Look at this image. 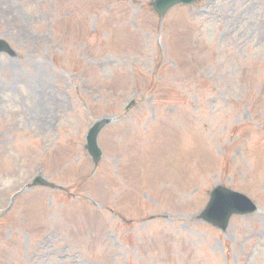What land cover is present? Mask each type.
<instances>
[{
  "label": "rangeland",
  "instance_id": "rangeland-1",
  "mask_svg": "<svg viewBox=\"0 0 264 264\" xmlns=\"http://www.w3.org/2000/svg\"><path fill=\"white\" fill-rule=\"evenodd\" d=\"M151 2L0 0V264H264V0Z\"/></svg>",
  "mask_w": 264,
  "mask_h": 264
},
{
  "label": "water",
  "instance_id": "water-1",
  "mask_svg": "<svg viewBox=\"0 0 264 264\" xmlns=\"http://www.w3.org/2000/svg\"><path fill=\"white\" fill-rule=\"evenodd\" d=\"M194 0H155L153 3L154 9L162 16L165 11L177 3H191ZM0 51H6L11 55L14 52L2 40H0ZM108 120L102 119L96 122L87 134L86 148L96 163L99 160L101 151L97 145V134L100 128L107 123ZM33 183L46 184V182L37 177ZM256 210V206L244 195L233 192L227 188L216 186L210 192V200L206 208L198 217L212 223L221 229H225L228 225L230 216L233 213H249Z\"/></svg>",
  "mask_w": 264,
  "mask_h": 264
}]
</instances>
